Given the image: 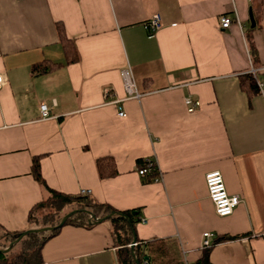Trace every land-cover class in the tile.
Segmentation results:
<instances>
[{
  "label": "crops",
  "instance_id": "1",
  "mask_svg": "<svg viewBox=\"0 0 264 264\" xmlns=\"http://www.w3.org/2000/svg\"><path fill=\"white\" fill-rule=\"evenodd\" d=\"M156 15L161 28L149 37L145 24ZM223 16L234 21L229 29ZM58 25L79 62L66 63ZM42 62L60 68L34 75ZM126 69L140 100L123 101ZM252 69L264 82V0H0V226L29 230L30 212L45 198L32 174L40 158L50 189L138 210L137 238L154 243L153 264H196L204 234L212 242L241 237L214 246L212 264H264V90L241 86ZM188 98L200 102L194 113ZM101 158H113L115 177L100 178ZM146 159L156 161L161 182L138 174ZM212 171L242 199L232 216L219 217L208 197ZM117 250L111 224L102 222L65 226L42 257L119 264Z\"/></svg>",
  "mask_w": 264,
  "mask_h": 264
},
{
  "label": "trees",
  "instance_id": "2",
  "mask_svg": "<svg viewBox=\"0 0 264 264\" xmlns=\"http://www.w3.org/2000/svg\"><path fill=\"white\" fill-rule=\"evenodd\" d=\"M60 43L66 55V63L74 64L79 62L80 56L75 44L66 36L64 27L57 26ZM253 64H258V51L251 36L247 37ZM60 68V65L50 62L36 64L32 68L34 75H46ZM241 86L247 93L254 94L259 91L257 79L248 74L242 77ZM97 169L101 179L115 177L118 172L113 158L98 159ZM145 165L141 161L140 167ZM157 171H153L143 179L147 183L153 182ZM32 174L41 186L45 198L37 204L29 215V230L44 229L49 230L30 234L18 243L17 236L21 233H9L0 226V264H44L42 251L44 246L53 238L57 237L65 226H74L84 229H92L102 222H109L112 228V236L117 246V256L119 264H153L151 254L153 242H142L137 238L136 226L140 223V212L138 210L118 211L107 204L99 203L91 194L80 193L78 195H68L50 189L43 178L40 158H35L32 165ZM75 212L63 227H59L62 220L69 213ZM240 236H220L214 239L210 248L204 249L201 260L196 264H212L210 256L214 246L228 241L240 239ZM136 240L135 248L131 245ZM13 244L9 252L8 250Z\"/></svg>",
  "mask_w": 264,
  "mask_h": 264
},
{
  "label": "built area",
  "instance_id": "3",
  "mask_svg": "<svg viewBox=\"0 0 264 264\" xmlns=\"http://www.w3.org/2000/svg\"><path fill=\"white\" fill-rule=\"evenodd\" d=\"M234 21L229 16H223L220 18V25L223 29H229L233 25ZM161 28L160 16L156 15L151 20L145 24V29L149 32L150 36L153 37L156 32ZM251 74L257 79V85L260 91L264 90V82L259 80L257 70L252 69ZM121 76L124 83L125 92L127 97L123 101L127 100H140L144 94L140 93L137 89V85L133 80V76L130 70H122ZM4 80L0 76V92L3 88ZM122 100L115 101L114 104L118 106V115L119 117L125 118L126 113L122 107ZM121 103V104H120ZM186 105L190 113H194L197 108L200 107V102H195L188 98L186 100ZM42 119L46 120L50 118V113L48 106L46 104L41 105ZM145 165L138 169V174L141 178L145 179L153 171H157L156 176L153 178V182H161L163 177L161 172L157 168L156 161L153 159L144 160ZM206 187L208 191V197L213 203L215 212L219 217L225 218L232 216L235 210L242 204V199L239 195H232L227 191L223 175L220 171H212L206 174L205 176ZM89 194V192H83ZM213 245L212 235L204 234V240L202 248H210Z\"/></svg>",
  "mask_w": 264,
  "mask_h": 264
},
{
  "label": "water",
  "instance_id": "4",
  "mask_svg": "<svg viewBox=\"0 0 264 264\" xmlns=\"http://www.w3.org/2000/svg\"><path fill=\"white\" fill-rule=\"evenodd\" d=\"M250 18H251V21H252V23H253V27H254V26H255V23H254V18H253V13H252V12L250 13ZM74 214H75V212H72V213H69L67 216H65L64 219L62 220V222H61V224H60L59 227H63V226L66 224L67 220H68L71 216H73ZM49 229H50V228H44V229H31V230H28V231H26V232H23V233H21V234H19V235L17 236V239H16V242H15V243H18L19 241H21V240H22L24 237H26L27 235L43 233V232H45V231H47V230H49ZM135 245H136V240H134L133 244L131 245V248L134 249V248H135ZM12 246H13V244L10 246V248H9L8 250L2 251V252H5V253L9 252L10 249L12 248ZM137 264H139V262H137Z\"/></svg>",
  "mask_w": 264,
  "mask_h": 264
}]
</instances>
